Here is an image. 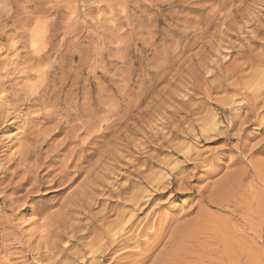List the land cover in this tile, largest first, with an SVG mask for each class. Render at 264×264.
Masks as SVG:
<instances>
[{"label":"rangeland","instance_id":"obj_1","mask_svg":"<svg viewBox=\"0 0 264 264\" xmlns=\"http://www.w3.org/2000/svg\"><path fill=\"white\" fill-rule=\"evenodd\" d=\"M0 94V264H264V178L246 169L237 209L203 201L241 165L264 162L250 156L264 145V0H0ZM20 149L34 157L26 169ZM168 183L154 196L152 184ZM131 195L152 198L137 218L154 210L156 235L92 255L104 231L89 226L136 218ZM193 221L200 237L172 253Z\"/></svg>","mask_w":264,"mask_h":264},{"label":"bare ground","instance_id":"obj_2","mask_svg":"<svg viewBox=\"0 0 264 264\" xmlns=\"http://www.w3.org/2000/svg\"><path fill=\"white\" fill-rule=\"evenodd\" d=\"M39 57V56H38ZM39 59V58H38ZM40 59H41V57H40ZM39 61V60H38ZM42 61V60H41ZM35 62V61H34ZM40 63V62H39ZM66 76V75H65ZM77 76V75H76ZM75 76V79L77 78ZM60 78V77H59ZM62 78H63V75H62ZM61 78V79H62ZM60 79V80H61ZM63 80V79H62ZM64 80H65V78H64ZM59 83H60V81H58ZM73 82V81H72ZM61 83H63V81H61ZM60 85V84H59ZM3 86V85H2ZM62 86V85H61ZM63 86H65V85H63ZM2 88H4V87H2ZM41 88V87H40ZM61 88V87H60ZM8 89V88H7ZM63 89V88H62ZM24 90V89H23ZM47 90V89H46ZM45 90V91H46ZM4 91V90H3ZM47 91H49V89L47 90ZM55 91V90H54ZM53 91V92H54ZM57 91V90H56ZM62 91V90H61ZM70 91V90H69ZM14 92V91H13ZM18 92H19V90H18ZM24 92H25V90H24ZM24 92H23V94H24ZM51 93H52V91H50ZM60 92V91H59ZM17 93V92H16ZM15 93V94H16ZM22 93V91H20V94ZM37 93V92H36ZM44 93V92H43ZM46 93V92H45ZM49 93V92H48ZM57 93V92H56ZM29 94V93H28ZM61 94V93H60ZM1 95V94H0ZM3 95H5V93L3 94ZM2 95V96H3ZM7 95V94H6ZM14 95V94H13ZM27 95V94H26ZM41 95V94H40ZM42 95H44V94H42ZM49 95V94H48ZM260 95V94H259ZM261 95H263V93L261 94ZM8 96V95H7ZM10 96H12V95H10ZM17 96V95H16ZM28 96V95H27ZM30 96V95H29ZM15 97V96H14ZM20 97V96H19ZM32 97H34V95L32 96ZM42 97V96H41ZM48 97V96H47ZM52 97H53V95H52ZM260 97V96H259ZM3 98H4V96H3ZM9 98V97H8ZM11 98V97H10ZM12 98H13V96H12ZM30 98V97H29ZM36 98H37V96H36ZM40 98V97H39ZM44 98V97H43ZM59 98V97H58ZM0 99H1V97H0ZM14 99H17L18 100V98H14ZM13 99V100H14ZM27 99V98H26ZM49 99V98H48ZM47 99V101H49ZM51 99V98H50ZM56 100L54 101L55 103H56V101H57V98H55ZM60 99V98H59ZM263 99H264V96H263ZM25 100V99H24ZM33 100V99H32ZM68 100V99H67ZM66 100V101H67ZM72 100V99H71ZM1 101V100H0ZM16 101V100H15ZM52 101V100H51ZM2 102V101H1ZM0 102V103H1ZM14 102V101H13ZM17 102V101H16ZM25 102V101H24ZM58 102V101H57ZM69 102V101H68ZM264 102V101H263ZM7 103V102H6ZM42 103V102H41ZM261 103H262V101H261ZM21 104V103H20ZM254 104V103H253ZM7 105V107L9 106L8 104H6ZM42 105V104H41ZM264 105V104H263ZM0 106H3V107H6V106H4V104L2 105V104H0ZM22 106V105H21ZM44 106V105H43ZM72 106V105H71ZM41 107V106H40ZM55 107V106H54ZM263 107V106H262ZM24 108V107H23ZM26 108V107H25ZM239 108V107H238ZM1 110H2V108H0ZM5 109V108H4ZM14 109H15V107H14ZM13 109V110H14ZM67 109V108H66ZM17 110V109H16ZM18 110H20V109H18ZM18 110L16 111V113L18 112ZM22 110V109H21ZM41 110V109H40ZM12 111V110H11ZM1 112V111H0ZM9 112V111H8ZM15 112V111H14ZM20 112V111H19ZM27 112V111H26ZM34 112V111H33ZM64 112H66V110L64 111ZM92 112V111H91ZM6 113V112H5ZM28 113V112H27ZM47 113V112H46ZM67 113V112H66ZM13 114V113H12ZM15 114V113H14ZM20 114V113H19ZM23 114V113H22ZM31 113H29V115H30ZM49 114V113H48ZM9 116L8 114H5V116ZM38 115V114H37ZM39 115H40V113H39ZM55 115H56V113H55ZM71 115V114H70ZM35 116V115H34ZM34 116H32V117H34ZM40 116H42V115H40ZM44 116V115H43ZM46 116V115H45ZM54 116V115H53ZM94 116V115H93ZM25 117H27V116H25ZM24 117V118H25ZM31 117V118H32ZM39 117V116H38ZM47 117H49V116H47ZM46 117V118H47ZM7 118V117H6ZM13 118V117H12ZM22 118H23V116H22ZM57 118V117H56ZM55 118V119H56ZM16 119V118H15ZM29 121H30V119L29 118H27ZM54 119V120H55ZM96 119V118H95ZM0 120H2V119H0ZM20 120V119H19ZM24 120V119H23ZM28 120H27V122H28ZM35 120V119H34ZM33 120V121H34ZM53 120V121H54ZM9 121V120H8ZM12 121H13V119H12ZM16 121V120H15ZM14 121V123H17V122H15ZM18 121V120H17ZM91 121H92V119H91ZM94 121V120H93ZM11 122V121H10ZM20 121H18V123H19ZM21 122H23V124L25 123V121H21ZM35 122V121H34ZM48 122H49V120H48ZM57 122V121H56ZM67 122V121H66ZM33 123V122H32ZM71 123V122H70ZM3 124V123H2ZM27 124H29V122L27 123ZM63 124V123H62ZM68 124V123H67ZM244 124H245V122H244ZM244 124H241L240 125V127H239V130H238V133H237V136H238V142H240L241 141V139H242V137H244L243 136V134L245 133V128H242L243 127V125ZM33 125V124H32ZM32 125H30V127H27V128H31V129H33L31 126ZM234 125V124H233ZM248 125V124H247ZM10 126V125H9ZM29 126V125H28ZM92 126H93V123H92ZM26 127V126H25ZM68 127H69V125H68ZM203 129L206 131V132H211V131H214L215 129H216V127H218L217 126V122L214 120V119H212L211 120V123L209 124V125H207V124H203ZM27 128H23V132H24V129L26 130ZM67 128V127H66ZM61 129V128H60ZM31 131V133H32V131H34V130H30ZM48 131V130H47ZM23 132H21V133H23ZM29 132V131H28ZM28 132L27 131H25L24 133L26 134H28ZM39 132V131H38ZM24 133L22 134V135H24ZM33 133H35V132H33ZM72 133H74L73 131H72ZM36 134H37V132H36ZM36 134H33L34 136L36 135ZM41 134V133H40ZM70 134V133H69ZM68 134V135H69ZM44 135V134H43ZM25 136V135H24ZM33 136V137H34ZM39 136V135H38ZM41 136V135H40ZM70 136V135H69ZM31 137V136H30ZM37 137V136H36ZM47 137V136H46ZM66 137H67V135H66ZM71 137H73V136H71ZM75 137V136H74ZM73 137V140L75 139V138H77V136L74 138ZM90 137V136H89ZM96 137V136H95ZM26 138H27V135H26ZM68 138V137H67ZM33 139V138H32ZM38 139V138H37ZM40 139V138H39ZM38 139V141H40ZM35 140V139H34ZM34 140H32L34 143H35V141ZM44 140V138L42 139V141ZM78 140H79V138H78ZM89 140V139H88ZM95 139L93 138V141H94ZM31 141V140H30ZM63 141H64V139H63ZM27 142H28V140H27ZM32 142V143H33ZM62 142V141H61ZM61 142H60V144H61ZM68 142H70V141H68ZM66 143V144H69V143ZM74 142V141H73ZM72 142V143H73ZM78 142H80V141H78ZM78 142L76 143V145L74 144V146H77L78 145ZM82 142H84V141H82ZM87 142V141H86ZM90 142V141H89ZM96 142V141H95ZM237 142V143H238ZM245 142V141H244ZM31 143V142H30ZM29 142H28V144H30ZM43 143V142H42ZM41 143V141H40V144H42ZM27 144V145H28ZM37 144H38V142H37ZM44 144V143H43ZM60 144H58V145H60ZM80 144H81V142H80ZM91 144H94V143H90V145ZM22 145H24V144H22ZM21 145V146H22ZM35 145H36V143H35ZM39 145V144H38ZM57 145V146H58ZM81 145H84V143L83 144H81ZM80 145V146H81ZM89 145V144H88ZM242 145H243V147H245L246 145H245V143L243 144L242 143ZM33 146V145H32ZM37 146V145H36ZM40 146V145H39ZM45 146V145H44ZM69 146H70V144H69ZM85 146H87V145H85ZM61 147H62V144H61ZM72 147V146H71ZM77 147H79V146H77ZM76 147V148H77ZM82 147V146H81ZM241 147V146H240ZM243 147H242V149H243ZM257 147V146H256ZM26 148V147H25ZM31 149V147L30 146H28V149ZM36 148V147H35ZM43 148V147H42ZM63 148V147H62ZM65 148H67V147H65ZM69 148V147H68ZM67 148V149H68ZM76 148L74 147V149L76 150ZM80 148V147H79ZM29 149V150H30ZM40 149V148H39ZM55 149V148H54ZM64 149V148H63ZM66 149V150H67ZM71 149L72 148H70V149H68L67 151L68 152H70L71 153ZM82 149V148H81ZM238 149V148H237ZM254 149V148H253ZM21 150V152L18 154V152H17V154H18V158L16 157V160H17V164H18V166H19V168H20V166L22 167V168H25V166L28 164V160L29 159H34V157L33 158H30L31 156H32V154H31V151L29 152L28 150H23L22 151V149H20ZM38 150V149H37ZM77 150H78V148H77ZM241 150V149H240ZM33 151V150H32ZM41 151V150H40ZM51 151H53V152H55L54 150H51ZM51 151L50 152H46L47 154L48 153H51ZM79 151H81L80 149H79ZM243 151H244V149H243ZM249 151V150H248ZM38 152V151H37ZM58 152V151H57ZM244 152H246V149H245V151ZM42 153V152H41ZM46 153L45 154H43V155H46ZM66 154V156L65 157H67V156H69L68 155V153L67 152H65ZM72 153H73V151H72ZM76 153V152H75ZM219 153V152H218ZM243 152H241V154H242ZM34 154V153H33ZM53 154V153H52ZM59 154V153H58ZM247 154H248V152H247ZM260 154H264V145L263 146H261V147H259V148H255V150L254 151H252V152H250V156L251 157H253V156H255L256 157V155H260ZM39 155V154H38ZM43 155H42V157H43ZM240 155V154H239ZM239 155H238V157H239ZM35 156V155H34ZM46 156H52V155H46ZM71 156H72V154H71ZM70 156V157H71ZM249 156V155H248ZM264 156V155H263ZM37 158H38V156H36ZM40 157H41V155H40ZM53 157V156H52ZM54 157H55V155H54ZM63 157V156H62ZM72 157H74V156H72ZM44 158V157H43ZM42 158V160H44V159H46V158H44L43 159ZM59 158V157H58ZM57 158V159H58ZM75 158V157H74ZM207 158V157H206ZM205 158V159H206ZM248 158H250V157H248ZM248 158H247V161H248ZM254 158V157H253ZM258 158V157H257ZM67 159V158H66ZM68 159H69V157H68ZM67 159V160H68ZM260 159V158H259ZM59 161L61 160V159H58ZM256 160V159H255ZM35 161V160H34ZM41 161V160H40ZM50 161H51V159H50ZM56 162H58L57 160H55ZM65 161V160H64ZM75 161V160H74ZM73 161V162H74ZM202 161V160H201ZM208 161V160H207ZM244 162H245V160H243ZM32 162V161H31ZM43 162V161H42ZM49 162V161H48ZM61 162H62V160H61ZM68 162H70L69 160H68ZM73 162L71 163V164H73ZM76 162V161H75ZM79 162V161H78ZM78 162H76V163H78ZM16 163V162H15ZM25 163H27L26 165H25ZM35 163H36V161H35ZM38 163H39V161H38ZM37 163V164H38ZM47 163V162H46ZM63 163V162H62ZM65 163H67L66 161L63 163V164H65ZM203 163H205V162H203ZM241 163V162H240ZM243 163V162H242ZM17 164H16V167H17ZM34 164V163H33ZM51 164V163H50ZM50 164H49V167H50ZM70 164V163H69ZM79 164H80V162H79ZM199 164H200V161H199ZM249 164V165H248ZM248 164H244V165H241V167L243 166V168H239V172H237V174L235 173H233L234 175H233V177L230 179V181L228 182V184H222V182H221V184H216V186H213L214 188H211L212 190H210V192H209V194H208V196L207 195H203V196H205L204 197V199H203V201H205L208 205H215V206H226V208H233V209H237V207L239 206V207H241L240 206V203H242V202H244L245 201V199H244V201H243V197H245V196H243L242 197V193L246 190V187H247V183H248V181H247V178L248 177H245L244 175H246V169H250V172L252 171V175L253 176H255V177H261V180L263 181V178H264V162H260V161H257V162H250L249 161V163ZM54 165H55V162H54ZM53 165V166H54ZM60 165L61 164H59V167H60ZM29 166H30V164H29ZM39 166V165H38ZM40 166H41V164H40ZM56 166H57V164H56ZM62 166V165H61ZM64 166V165H63ZM65 166H67V165H65ZM64 166V167H65ZM74 166V165H73ZM79 168H80V166L79 165H77ZM77 166L75 165L74 167L77 169ZM32 167H33V165H32ZM44 167V166H43ZM49 167L48 168H46L45 167V169H49ZM52 167V166H51ZM50 167V168H51ZM55 167V166H54ZM58 167V168H59ZM57 168V169H58ZM67 168V167H66ZM72 168V167H71ZM83 168V167H82ZM93 168H94V166H93ZM14 169H17V168H14ZM26 169V168H25ZM31 169H34V168H31ZM44 169V168H43ZM55 168H53V170H54ZM57 169H56V171H57ZM61 169H62V171H61ZM68 169V168H67ZM67 169H63V168H61L60 167V170H58V171H60L58 174V178H56V175H55V178H56V180H55V183H59V184H62V185H64L63 183L64 182H66L67 180H65L66 178H67V176H68V171H67ZM73 169V168H72ZM19 170V169H18ZM29 170H30V168H29ZM79 171H80V169H78ZM82 170V169H81ZM84 170V169H83ZM24 171V170H23ZM33 171V170H32ZM57 171V172H58ZM13 172V171H12ZM36 172H37V168H36ZM48 172V171H47ZM51 172V171H50ZM76 172V174L78 173V171L76 170V171H74L73 173H75ZM81 172V171H80ZM90 171H88V169L86 170V172L85 173H89ZM249 172V171H248ZM6 173V172H5ZM24 173H25V171H24ZM32 173V172H31ZM31 173H28L29 175L31 174ZM34 173V172H33ZM61 173V174H60ZM72 173V172H71ZM93 173V172H92ZM232 173V172H231ZM46 174H48V173H46ZM93 174H95V173H93ZM229 174V173H228ZM8 175V174H7ZM35 175V174H34ZM34 175H32V178H34V181L36 180L35 179V177H33ZM37 175H39V174H37ZM49 175H50V173H49ZM74 175V174H73ZM79 175H81V173H79ZM88 175V174H87ZM229 175H231V174H229ZM248 176H249V173L247 174ZM251 175V174H250ZM44 176V175H43ZM48 176V175H47ZM70 176V175H69ZM68 176V177H69ZM72 176V175H71ZM92 176V175H91ZM228 176V175H227ZM232 176V175H231ZM24 177H25V175L23 176V178H21L22 180L24 179ZM49 177V176H48ZM77 177V176H76ZM76 177H73V178H71L70 179V181H73ZM80 177V176H79ZM78 177V178H79ZM7 178V177H6ZM37 178V177H36ZM45 176H44V180H45ZM53 178H54V176H53ZM78 178H76V179H78ZM94 178H96V177H94ZM223 178V177H222ZM228 178V177H227ZM227 178H225V179H227ZM251 178H253V177H251ZM43 178L41 177V179L39 180V181H41V183H42V180ZM89 179H90V177H89ZM93 179V178H92ZM224 179V180H225ZM257 179V178H256ZM22 180H19V182H14V184H22L23 182H22ZM27 180V179H26ZM31 180V179H30ZM52 179H50V181H51ZM65 180V181H64ZM69 180V179H68ZM87 181H88V179H86ZM86 180H85V182H86ZM91 180V179H90ZM96 180V179H95ZM223 180V179H222ZM33 183H35L34 181H33V179L31 180ZM30 181V182H31ZM48 180H46V182H47ZM49 181V182H50ZM70 181H68L67 183H69ZM93 181H94V179H93ZM227 181H228V179H227ZM252 181V184H253V180H251ZM258 181H259V179H258ZM27 182V181H26ZM92 182V181H91ZM13 183V182H12ZM12 183H10V184H12ZM37 183V182H36ZM39 183V182H38ZM37 183V184H38ZM73 183V182H72ZM71 183V184H72ZM88 183H90V181H88ZM95 183V182H94ZM215 183H217V182H215ZM259 183V182H258ZM264 182H262V184H263ZM28 184H29V182H28ZM31 184V183H30ZM80 184V183H79ZM91 184H93V183H91ZM97 184V183H96ZM213 184V183H212ZM39 185V184H38ZM41 185V184H40ZM54 185V184H53ZM82 185H83V181H82ZM85 186H87L86 184H84ZM150 185V184H149ZM160 185V184H159ZM158 184L157 185H153L152 184V187H153V190H154V196H159L160 195V190H163V189H169V187L170 186H172L171 184H167V187H163V186H159ZM175 185V184H174ZM176 185H178L177 186V188H179L180 187V185H182V184H176ZM211 185V184H210ZM11 186V185H10ZM19 185H17V187H18ZM37 186V185H36ZM80 186H81V184H80ZM151 186V185H150ZM184 186V185H183ZM188 186V185H187ZM250 186V185H249ZM249 186H248V188H249ZM31 187H32V185H31ZM82 187V186H81ZM81 187H79L81 190L82 189H84L83 187L81 188ZM91 187V186H90ZM89 187V188H90ZM151 187V188H152ZM220 187V188H219ZM11 188H12V190H15V188L16 187H12L11 186ZM185 189H186V187H184ZM188 188V187H187ZM207 188H209L208 186H207ZM35 189V188H34ZM91 189V188H90ZM181 189H183V188H180L179 190H181ZM37 190V189H36ZM92 190V189H91ZM91 190H88L89 192L91 191ZM184 190V189H183ZM247 190H249V189H247ZM38 191V190H37ZM80 191V190H79ZM205 191H206V188H205ZM205 191H201V192H203V193H205ZM74 192V191H73ZM83 192V194H85V193H87L86 191H85V193H84V190L82 191ZM208 192V191H207ZM17 193V192H16ZM79 193V195H76L77 197L78 196H80L81 195V191L80 192H78ZM202 193V194H203ZM246 193L247 192H245V194L244 195H246ZM74 194V193H73ZM141 194V193H140ZM87 195V194H86ZM13 197L15 196V195H12ZM72 196V195H71ZM83 196V195H82ZM132 196V197H131ZM130 197V199H128V205L130 206V210H131V212L133 213H137L136 214V218H134L133 216L135 215H130L129 216V218H126V215L125 214H120V215H118L117 216V218H115V220H113V221H111V222H107L106 223V221L104 222V223H100L99 225H96L95 224V226L92 224V226L90 225L89 227H94V231H96V230H103L104 232L103 233H101V235H100V231H97L98 232V234L101 236H99V238H97V239H99V240H95V242L96 243H93V245H89V248H90V250H91V254L92 255H95V254H97V253H99V252H102V254L103 253H107V255H110L111 254V252L112 251H114V249H119V250H121V249H124V248H135V247H137L138 246V244H139V242H140V240L143 238V237H145V238H151L152 236H154V235H156L155 234V229H154V226H155V224L156 223H158V222H160L158 219H157V217H154V210L152 211V212H150V213H147L146 215H144V217H143V219H138L137 217L139 216V215H142L143 214V210L152 202V198H149V197H146L145 195L143 196H133V195H131ZM85 198H86V196H84ZM8 198V197H7ZM7 198H5V199H7ZM15 198V197H14ZM76 198V197H75ZM9 199H11L10 197H9ZM16 199V198H15ZM66 199H67V197H66ZM72 199V198H71ZM78 199V198H77ZM79 199H81V197L79 198ZM75 200V199H74ZM82 200V199H81ZM85 200V199H84ZM84 200H83V202H84ZM4 201H6V200H4ZM8 201V200H7ZM6 201V202H7ZM12 201V200H11ZM17 201V200H16ZM71 201H73V200H71ZM70 201V202H71ZM202 201V202H203ZM9 202V201H8ZM15 202V201H14ZM14 202H13V204H14ZM69 202V201H68ZM68 202H66V203H68ZM69 202V203H70ZM73 202H75V201H73ZM73 202H71V204L73 203ZM80 202V200H78V203ZM246 202V201H245ZM81 203V202H80ZM84 204V203H83ZM86 204V203H85ZM243 204V203H242ZM12 205V204H11ZM73 205V204H72ZM87 206H88V204H86ZM66 206H68V205H66ZM74 206H75V204H74ZM79 206H82V205H79ZM84 206V205H83ZM144 206V207H143ZM228 206V207H227ZM69 208H70V206H68ZM85 207V206H84ZM140 207H142L141 209H140ZM244 207V206H243ZM65 208H67V207H65ZM64 208V209H65ZM71 208H73V207H71ZM70 208V209H71ZM78 208V207H77ZM76 208V210H78ZM83 208V207H82ZM87 208V207H86ZM86 208H83V209H86ZM218 208V207H217ZM64 209H62V210H64ZM239 209V208H238ZM68 210V209H67ZM66 210V211H67ZM88 210H89V208H88ZM87 210V211H88ZM240 210V209H239ZM244 210V209H243ZM70 211V210H69ZM80 211V210H79ZM83 211V210H82ZM238 211V210H237ZM77 212V211H76ZM238 212H240V211H238ZM70 213V212H69ZM83 213V212H82ZM87 213V212H86ZM67 214V213H66ZM88 214V213H87ZM87 214H84V215H87ZM132 219V220H131ZM91 221V220H90ZM98 220H96V221H94V222H97ZM102 221H104V219L102 220ZM203 221V220H202ZM100 222V221H99ZM98 224V223H97ZM148 224H150V227H148L149 225ZM148 225V226H147ZM201 224L200 223H198V221L197 222H194L193 221V223L191 224V226H190V228L186 231L185 230V234L184 233H182V235L180 236V238H175L176 239V242L174 241V243L172 244V243H170L171 245L170 246H173V247H171V248H174L173 250H170V251H172V253H175L176 252V250H178V248H180V247H187V246H185L184 245V243L185 242H187L189 239L190 240H192V239H194V237L196 236H199V234H201V233H199L200 231V226ZM206 226V225H205ZM146 228H148L147 230H146ZM187 228V227H186ZM202 229H203V227H201ZM207 228V227H206ZM86 229V228H85ZM203 231V230H202ZM201 231V232H202ZM206 231H207V229H206ZM205 231V232H206ZM102 232V231H101ZM131 232V233H130ZM205 232H202V233H205ZM130 233V234H129ZM203 235V234H202ZM98 236V235H97ZM178 236H179V234H178ZM177 236V237H178ZM211 236V235H210ZM195 237V238H196ZM200 237V236H199ZM199 237H197V238H199ZM100 238H105L104 239V242H102L101 243V241H100ZM178 239V240H177ZM201 239V238H200ZM199 239V240H200ZM193 241V240H192ZM172 242H173V240H172ZM191 242V241H190ZM194 242V241H193ZM196 242V241H195ZM198 242V241H197ZM207 242V241H206ZM168 243V242H167ZM188 243V242H187ZM199 243V242H198ZM200 243H201V241H200ZM168 245H169V243H168ZM196 245V244H195ZM189 246H191V247H188L189 248V250H191L190 248H192V245H189ZM196 246H198V244L196 245ZM199 247V246H198ZM200 248H203V247H200ZM199 248V250H201L202 251V249H200ZM209 249V248H208ZM35 250V249H34ZM182 250H185V249H182ZM211 250V249H210ZM86 251V250H85ZM117 251V250H116ZM192 251V250H191ZM206 251V250H205ZM115 252V251H114ZM113 252V253H114ZM125 252V251H124ZM185 252V251H184ZM187 253L189 252V251H186ZM187 253H185V254H187ZM190 253V252H189ZM189 253H188V255H189ZM207 253V252H206ZM39 254V253H38ZM37 254V255H38ZM101 254V255H102ZM132 254V251H128V252H126L125 253V255L124 256H127L128 257V255H131ZM183 254V252L181 253V255ZM184 254V255H185ZM192 254V253H191ZM190 254V255H191ZM36 255V256H37ZM172 255V254H171ZM176 255H177V253H176ZM193 255V254H192ZM35 256V255H34ZM173 256V255H172ZM195 257H196V255H194ZM199 257L198 258H200V255H198ZM38 257H39V255H38ZM37 257V258H38ZM87 257V256H86ZM92 257H94V256H92ZM123 257V256H122ZM166 257V256H165ZM176 258H177V256H175ZM183 257V256H182ZM186 257V256H185ZM188 257V256H187ZM186 257V258H187ZM81 258V257H80ZM172 258V257H171ZM181 258V257H180ZM186 258H185V260H186ZM189 258H191V257H189ZM206 258V257H205ZM205 258H203V259H205ZM49 259H50V257H49ZM117 259H119V260H121V257H118ZM116 259V260H117ZM188 259V258H187ZM193 259V258H192ZM119 260H117V263L119 262ZM164 260V259H163ZM163 260H162V262H163ZM175 260V259H174ZM182 260V259H181ZM194 260V259H193ZM159 261H161V260H159ZM179 261V260H178ZM183 261H184V259H183ZM192 260H190V262H191ZM175 262V261H174ZM188 261H186V264H188L187 263ZM144 263H145V261H144ZM160 263V262H159ZM202 263V262H201ZM134 264H143V262H141L140 260H137L136 259V261L134 262ZM146 264V263H145ZM152 264V263H151ZM153 264H156V262L155 263H153ZM158 264V263H157ZM160 264H170V262L169 261H166L165 260V262H163V263H160ZM176 264V263H175Z\"/></svg>","mask_w":264,"mask_h":264}]
</instances>
